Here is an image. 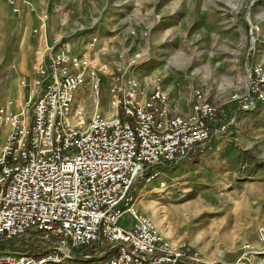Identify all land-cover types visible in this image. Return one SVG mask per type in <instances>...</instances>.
Returning <instances> with one entry per match:
<instances>
[{
    "label": "built area",
    "instance_id": "1",
    "mask_svg": "<svg viewBox=\"0 0 264 264\" xmlns=\"http://www.w3.org/2000/svg\"><path fill=\"white\" fill-rule=\"evenodd\" d=\"M21 1L30 3L8 0L15 12ZM88 48L108 54L97 35ZM41 52L24 108L8 112L13 100L0 102V129L9 128L0 142V264H218L168 240L133 191L236 130L240 114L264 101L263 68L253 64L245 90L217 100L193 90L181 114L165 89L143 87L131 71L145 53L121 49L103 112L95 57L72 52L61 37L45 39ZM86 79L93 110L83 99L75 106ZM243 248L230 264H252L250 246Z\"/></svg>",
    "mask_w": 264,
    "mask_h": 264
},
{
    "label": "rangeland",
    "instance_id": "2",
    "mask_svg": "<svg viewBox=\"0 0 264 264\" xmlns=\"http://www.w3.org/2000/svg\"><path fill=\"white\" fill-rule=\"evenodd\" d=\"M92 35L108 48L104 57L89 50ZM40 36L43 45L61 37L72 52L95 57L103 112L110 73L124 63L121 49L145 53L131 69L143 87L168 88L173 108L188 107L193 90L217 100L244 91L253 64L264 70V0H30L20 12L0 0V102L17 90L14 101L24 106ZM90 97L86 79L75 106L83 99L93 110ZM230 131L202 155L142 180L133 200L168 240L189 244L209 262L230 264L248 244L250 262L264 264V101Z\"/></svg>",
    "mask_w": 264,
    "mask_h": 264
},
{
    "label": "crops",
    "instance_id": "3",
    "mask_svg": "<svg viewBox=\"0 0 264 264\" xmlns=\"http://www.w3.org/2000/svg\"><path fill=\"white\" fill-rule=\"evenodd\" d=\"M42 37L40 36L39 37V48H40V50L38 51V55L36 56V57H34L35 58V61H38L40 58H41V56H42V45H43V43H42ZM41 42V43H40ZM29 78V77H28ZM0 83H1V80H0ZM3 83V82H2ZM165 91H167L168 92V94L169 93H171V91H170V89H168V88H166L165 89ZM20 95V97H21V94H19ZM13 96H14V99H15V97L17 96V90L15 91V93H13ZM6 99H9V98H6ZM14 99H13V102H14V107L13 108H9L7 111L8 112H18V111H20L22 108H24V107H21V105L20 104H17L15 101H14ZM23 102L25 101V95H24V97H23ZM174 109H176L179 113H181V114H186V113H188L189 112V110H190V103H188V107H185L184 105L183 106H181V107H175ZM4 126H6L7 127V131L5 132V134L8 132V125H4ZM4 137H5V135L2 137V140L4 139Z\"/></svg>",
    "mask_w": 264,
    "mask_h": 264
},
{
    "label": "bare ground",
    "instance_id": "4",
    "mask_svg": "<svg viewBox=\"0 0 264 264\" xmlns=\"http://www.w3.org/2000/svg\"><path fill=\"white\" fill-rule=\"evenodd\" d=\"M146 59L147 58H145V60H144V62L146 61ZM103 67V69H104V65L102 66ZM164 75H162L161 77H163ZM144 87H147V86H144ZM168 93V92H167ZM25 118H23V120H24Z\"/></svg>",
    "mask_w": 264,
    "mask_h": 264
},
{
    "label": "trees",
    "instance_id": "5",
    "mask_svg": "<svg viewBox=\"0 0 264 264\" xmlns=\"http://www.w3.org/2000/svg\"><path fill=\"white\" fill-rule=\"evenodd\" d=\"M197 157V156H196ZM103 258V257H102Z\"/></svg>",
    "mask_w": 264,
    "mask_h": 264
}]
</instances>
